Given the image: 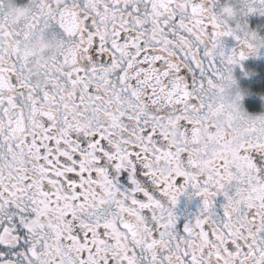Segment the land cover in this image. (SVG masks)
Wrapping results in <instances>:
<instances>
[{"label": "snow or ice", "instance_id": "obj_1", "mask_svg": "<svg viewBox=\"0 0 264 264\" xmlns=\"http://www.w3.org/2000/svg\"><path fill=\"white\" fill-rule=\"evenodd\" d=\"M261 54L264 0H0V264H264Z\"/></svg>", "mask_w": 264, "mask_h": 264}, {"label": "flooded vegetation", "instance_id": "obj_2", "mask_svg": "<svg viewBox=\"0 0 264 264\" xmlns=\"http://www.w3.org/2000/svg\"><path fill=\"white\" fill-rule=\"evenodd\" d=\"M247 64L250 68H253L256 71L257 75L251 79H243L241 85L244 87L251 86L253 89L259 90L261 88L260 82L264 81V54H261L259 57L250 58L247 61ZM237 75H239V72H237ZM262 105H264V102L257 97H250L245 101V107L251 113L264 111V106ZM195 208L196 202H193L190 209L194 211Z\"/></svg>", "mask_w": 264, "mask_h": 264}]
</instances>
